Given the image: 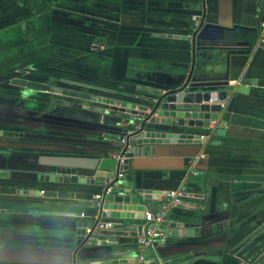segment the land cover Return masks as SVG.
Masks as SVG:
<instances>
[{"label":"crops","instance_id":"1","mask_svg":"<svg viewBox=\"0 0 264 264\" xmlns=\"http://www.w3.org/2000/svg\"><path fill=\"white\" fill-rule=\"evenodd\" d=\"M262 19L264 0H0V171L8 173L0 177V264H73L82 201L100 190L88 184L92 171L43 159L94 158L116 130L113 118L104 123V115L82 108L106 107L101 103L29 92L11 81L138 101L177 87L194 55L196 79L235 87L224 106L232 124L224 135L188 127L201 137L151 142L155 153L132 172L156 213L168 193H178L159 239L163 257L245 264L264 244ZM132 212L136 217L105 220V234L118 241L102 251L140 264L141 239L154 223L147 212Z\"/></svg>","mask_w":264,"mask_h":264},{"label":"water","instance_id":"2","mask_svg":"<svg viewBox=\"0 0 264 264\" xmlns=\"http://www.w3.org/2000/svg\"><path fill=\"white\" fill-rule=\"evenodd\" d=\"M199 31L200 28L193 33L192 37L194 52ZM195 62L194 55L189 76L177 87L164 93L143 96L142 99H137L138 101L95 96L84 91L65 89L61 86L22 78L11 81L13 85L25 88L29 92H50L65 98L94 104L101 103L106 107L82 105V108L104 115V123H107V117L113 118L111 125L116 130L113 133L115 136L110 137L112 144L95 147L92 153L96 157L43 159L46 160L47 165L51 166L68 170L92 171L94 174L87 177L88 184L91 183L100 190V193H97L101 194L99 200L94 198L96 194H92L89 199L82 201V219L77 232V249L73 252V264L133 263V261L129 263L128 260L120 261L105 257L102 248L112 247L113 242L118 241L117 237L105 234L107 227L105 220L136 217L132 211H150L155 217L158 216L159 213L152 211L150 207L152 206L150 195L139 187L135 172H132L139 168L143 158L155 153V149L149 147L151 142L175 144L180 140L191 141L196 135L185 132L183 128L188 127L209 130L217 128L219 135L226 134L227 126L232 124L234 115L229 114L224 106L229 96L235 94V87L228 83L196 79L194 77ZM53 103L67 107L72 105L71 102L60 99L54 100ZM120 132L127 135L125 143H122L124 137H119ZM69 173L73 174L72 171ZM7 174L0 171V177ZM121 174H123L122 177H120ZM71 178H73L72 181L76 180V177ZM190 186L196 185L190 183ZM162 208L159 207L157 211L160 212ZM168 222L166 218L165 226ZM171 224L175 226V223ZM160 247H164V244L159 240L155 241L146 251L145 260L155 258L152 264H178L174 261L184 257L183 255L163 257ZM245 264H264V244L255 248L253 255L245 260Z\"/></svg>","mask_w":264,"mask_h":264},{"label":"built area","instance_id":"3","mask_svg":"<svg viewBox=\"0 0 264 264\" xmlns=\"http://www.w3.org/2000/svg\"><path fill=\"white\" fill-rule=\"evenodd\" d=\"M258 44L264 45V19L259 22L258 26ZM126 142V137L122 138V143ZM123 174L120 175L122 177ZM44 194V192H42ZM96 200L101 198V194H96L94 196ZM167 203L163 205L162 210L159 212L158 216L151 212L146 213V220L148 222L154 223L153 228L148 230L147 235L141 239L140 242V260L145 263L146 251L154 244L155 241L164 237L165 231V224H166V217L168 215L169 210L172 208L173 205H177L179 203L178 193L177 192H170L167 194ZM147 264V263H145Z\"/></svg>","mask_w":264,"mask_h":264}]
</instances>
